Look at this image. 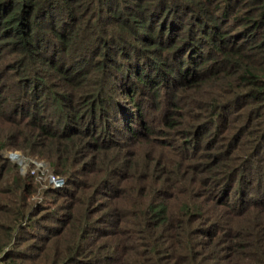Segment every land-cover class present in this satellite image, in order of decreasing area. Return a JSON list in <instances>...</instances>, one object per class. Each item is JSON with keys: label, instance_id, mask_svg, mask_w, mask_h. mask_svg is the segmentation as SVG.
Masks as SVG:
<instances>
[{"label": "trees", "instance_id": "trees-1", "mask_svg": "<svg viewBox=\"0 0 264 264\" xmlns=\"http://www.w3.org/2000/svg\"><path fill=\"white\" fill-rule=\"evenodd\" d=\"M0 82V264H264V0H0Z\"/></svg>", "mask_w": 264, "mask_h": 264}, {"label": "rangeland", "instance_id": "rangeland-1", "mask_svg": "<svg viewBox=\"0 0 264 264\" xmlns=\"http://www.w3.org/2000/svg\"><path fill=\"white\" fill-rule=\"evenodd\" d=\"M84 16H85V14H84ZM84 32H91L92 33V30H84ZM94 35L95 34L92 33L89 37L94 36ZM89 37H88V33H87V34H85L84 39L89 38ZM158 77L159 76L157 75V78ZM4 80H6V78L2 79L1 81L3 82ZM12 80H13V75L11 76V81ZM160 80H162V79H160ZM0 84H1V82H0ZM166 88L167 89L170 88L169 83H168ZM147 112H148L149 120L152 119L150 121V123L153 124L154 126H156V119H153V115H154L155 111L151 110L148 107ZM204 130L205 131L201 133V136H198L196 139H193V140H195L196 142H198L201 145H204L206 141L212 139V130H213V128H206ZM97 133L98 132H96V134ZM3 153L6 154L8 157H10L12 159V161H14L15 163L20 165V171L21 172H25L27 170H32V171L34 170L35 174L37 175L36 176V179H37L36 181L39 182L40 187L41 188L42 187L43 188L48 187L51 190V191H49L47 193V195H46L47 197L54 196V194H55L54 191H56L57 189L61 188L65 184L64 180H62L61 183H55L51 179L50 175L52 173H50V167H49L48 161H46L45 159H39V158H36V157H33V156L25 155L20 150H15V149L4 151ZM31 165H33V167H31ZM235 185H236V183H234L233 188L235 187ZM234 195H235V192L232 191L231 192V197H233ZM41 197L42 196H39V198H41ZM100 198H103V197H100ZM46 222H50V221H46Z\"/></svg>", "mask_w": 264, "mask_h": 264}, {"label": "built area", "instance_id": "built-area-1", "mask_svg": "<svg viewBox=\"0 0 264 264\" xmlns=\"http://www.w3.org/2000/svg\"><path fill=\"white\" fill-rule=\"evenodd\" d=\"M34 171V170H33ZM51 179L55 182V183H61L63 178L59 175H55V174H51Z\"/></svg>", "mask_w": 264, "mask_h": 264}]
</instances>
